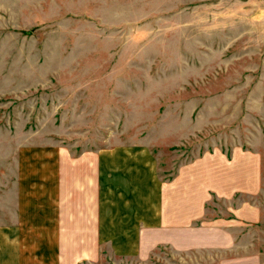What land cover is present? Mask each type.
I'll list each match as a JSON object with an SVG mask.
<instances>
[{
    "label": "rangeland",
    "instance_id": "374dc122",
    "mask_svg": "<svg viewBox=\"0 0 264 264\" xmlns=\"http://www.w3.org/2000/svg\"><path fill=\"white\" fill-rule=\"evenodd\" d=\"M18 141L185 184V248L121 264H264V0H0V175Z\"/></svg>",
    "mask_w": 264,
    "mask_h": 264
},
{
    "label": "crops",
    "instance_id": "0c3cea01",
    "mask_svg": "<svg viewBox=\"0 0 264 264\" xmlns=\"http://www.w3.org/2000/svg\"><path fill=\"white\" fill-rule=\"evenodd\" d=\"M185 194L144 146L18 141L2 153L0 264H121L182 250L194 219Z\"/></svg>",
    "mask_w": 264,
    "mask_h": 264
}]
</instances>
